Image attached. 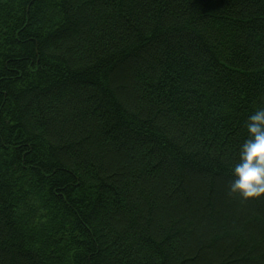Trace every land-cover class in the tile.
<instances>
[{
  "label": "trees",
  "instance_id": "obj_1",
  "mask_svg": "<svg viewBox=\"0 0 264 264\" xmlns=\"http://www.w3.org/2000/svg\"><path fill=\"white\" fill-rule=\"evenodd\" d=\"M258 107L264 0H0V264H264Z\"/></svg>",
  "mask_w": 264,
  "mask_h": 264
},
{
  "label": "clouds",
  "instance_id": "obj_2",
  "mask_svg": "<svg viewBox=\"0 0 264 264\" xmlns=\"http://www.w3.org/2000/svg\"><path fill=\"white\" fill-rule=\"evenodd\" d=\"M245 126L247 137L231 168L229 193L244 200L264 198V107L255 109Z\"/></svg>",
  "mask_w": 264,
  "mask_h": 264
}]
</instances>
